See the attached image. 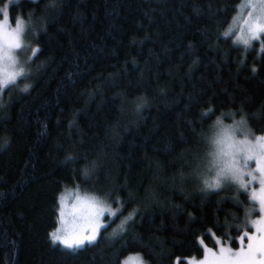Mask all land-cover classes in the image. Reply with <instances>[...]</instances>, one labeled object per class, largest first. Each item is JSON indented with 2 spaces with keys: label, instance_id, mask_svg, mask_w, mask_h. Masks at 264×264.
Masks as SVG:
<instances>
[{
  "label": "trees",
  "instance_id": "1",
  "mask_svg": "<svg viewBox=\"0 0 264 264\" xmlns=\"http://www.w3.org/2000/svg\"><path fill=\"white\" fill-rule=\"evenodd\" d=\"M248 7L9 5L12 23H25V46L38 51L14 85L0 86V264H123L135 254L176 264L203 256L198 240L238 248L237 228L259 204L216 176L214 153L222 125L243 122L250 137L264 135V36L239 38ZM75 188L123 211L107 216L95 243L68 249L51 234L60 196Z\"/></svg>",
  "mask_w": 264,
  "mask_h": 264
},
{
  "label": "snow or ice",
  "instance_id": "2",
  "mask_svg": "<svg viewBox=\"0 0 264 264\" xmlns=\"http://www.w3.org/2000/svg\"><path fill=\"white\" fill-rule=\"evenodd\" d=\"M14 2H18V0H14ZM4 16V23L7 25L8 16L7 13H2ZM247 23V21H244ZM24 30V24L22 20L16 21L15 29L10 33H0V38L5 40L7 45V49L4 51L3 56L7 61H10L12 64H15L14 57L12 55L13 50L22 49L23 45L21 43V33ZM250 37L249 39H243L242 43L244 45H248L250 40H259L261 36H264V24H253L249 27ZM231 35V33H229ZM38 51V50H37ZM35 55V53H33ZM24 74L23 69L21 68L19 72L9 73L5 70L4 80L2 81L5 87H11L15 84V81L18 76H22ZM217 123H220L219 121ZM243 123V122H241ZM241 134H243V130L241 129ZM256 143L253 144L248 139H243L239 141H235L233 143H228V147L230 149L235 148V153L228 152L226 155L232 156L233 159L228 162L225 168H222L218 175L225 176L227 178L228 174L231 175V178L235 181H238L241 188L247 189V185L244 184L243 181V172L242 170L236 166L235 155L238 153H245L246 161H256V170L261 174L259 180L260 186V195L257 196L255 192L252 193V199L259 200L261 207L259 209L253 208L248 214L247 218L244 221V224L237 228V231L240 234L237 238H233L232 242L237 243L238 250H233L230 246H225L224 243L219 239H215L213 241V246L216 248V251H213L211 248H208L207 245L204 244L203 240H198L197 244L200 247L202 252L210 253L211 259H209L208 255H204L203 259L200 261H196L195 258L192 259H184L182 262L177 261L176 264H264V259L258 260V256H264V216L259 220H252L251 214L252 212H256L259 214L260 212H264V137L255 138ZM233 137L229 134V129H224L220 138H218L215 143L223 144L228 141H232ZM259 146L260 153L259 156L254 152V149ZM249 176L252 174L249 172ZM252 179L255 180L256 177L252 176ZM210 187H220V181L217 179L215 185H209ZM90 209V217L88 220L87 227L91 229L90 235H84L83 229L81 233L77 236H69L62 237L58 234V232H53L51 234L52 239L54 241H61L65 246L69 248L80 247L85 244V242L92 244L97 240V235L101 228H107L110 224H101L100 218L105 216L107 213L108 216L113 218H118L120 214H122V209H117V211H112L111 209L100 207L97 203L92 202L88 205ZM61 217H63V212L61 213ZM128 219H132L131 216ZM114 222V220L112 221ZM65 223L62 220V224ZM232 227H236V225H232ZM247 229V230H245ZM213 234L211 232L208 233V237L212 238ZM247 241V243H245ZM140 258L130 257L125 264H137Z\"/></svg>",
  "mask_w": 264,
  "mask_h": 264
},
{
  "label": "rangeland",
  "instance_id": "3",
  "mask_svg": "<svg viewBox=\"0 0 264 264\" xmlns=\"http://www.w3.org/2000/svg\"><path fill=\"white\" fill-rule=\"evenodd\" d=\"M12 2H14V0H7L6 4H4V5L0 4V33H10L16 27V23H12L10 16H9V5ZM243 9L244 10L247 9V2L243 3ZM4 12H6L7 16H8L7 25H5L4 16L2 15V13H4ZM248 13L249 14L246 16L247 17V20H246L247 23H244L245 20H243L239 26L240 37H239V33H237V38L239 37L241 40L249 39V37H250V32H249L250 25L257 24V23L264 24V0H249ZM23 24H24V30L20 36L21 43H22L23 47H22V49L12 51V55H13L14 60L16 62L15 64H12L10 61H7L4 58L3 53L7 49V45L5 43V40L0 38V86H1L2 90L6 88L2 83V81L5 78L4 77L5 70L9 73H12V72H19L21 68L24 69L25 65L34 56L33 53H36V50H37L36 46H31V45L25 46L26 43L24 41V33H25V27L26 26H25L24 22H23ZM254 41H256V40H250V43H252ZM20 77L21 76L17 77L15 83L18 81V79ZM224 129H229V134L233 137V140L228 141V142L223 143V144L215 143V153L214 154L216 155V158H215L214 165H215V168H217V166H218V171L215 173L216 176H221V175H218L220 173L221 169L225 168L226 165L228 164V162L233 159L232 156L225 154L228 152L235 153V148L230 149L228 147V143H233L235 141L243 140L246 138L249 141H251L253 144H255L256 143L255 138L264 137V135L256 136V137H253V136L250 137L249 136L250 132L248 131V129L242 123H236L234 125L233 124L232 125H222L220 127V129L218 130L219 133L216 135L215 141L218 138H220L222 131ZM241 129L243 130V134H241ZM254 152L257 154V156H259V153H260L259 146H257L254 149ZM234 158L236 161V166L239 167L244 174L243 175V181H244V184L247 185V189H245V190H247L250 193L251 197H252L253 192H255L257 194V196H259L260 195L259 180H260L261 174L256 170V167H257L256 161H246L245 160V153H238L235 155ZM249 172L252 174V176L256 177L255 180L252 179V176L248 175ZM227 178H230L231 181L233 180L231 178L230 174H228ZM233 181L239 184L238 181H235V180H233ZM59 200H60L59 223H58L57 230L55 232H58V234L61 235L62 237H69L70 235L71 236H77L81 233L82 229H83L84 235H90L91 234V229L87 227V223H88V220L91 219L90 209H89L88 205L91 204L92 202L97 203L100 207H104V208H108V209L113 210L108 205V203L101 201L99 198H97L94 195H91L85 191H82L80 188L71 189V190L63 193L60 196ZM255 202H257L259 204V208H260L261 205H260L259 200L257 199V200H255ZM62 212H63V217H61ZM107 216H108L107 213H105V216L100 218L101 224H107L108 223L109 219H107ZM262 216H264V212H260L259 219H261ZM110 218H112V217H110ZM259 219H256V220H259ZM62 220L65 223L62 224ZM101 230H102V228L99 230V233L97 235V239L99 237ZM54 242L60 244L64 248H68V249H77V248H81V247H84L85 245L89 244V243L85 242V244L80 246V247L69 248V247L65 246L61 241H54ZM225 246H227V245H225ZM208 248H210V247H208ZM211 249L213 251H216V248H211ZM233 250H238V248L233 249ZM204 255H208L209 259H211L210 253L204 252L203 256ZM137 256L140 258V260L137 261V264H146V262L143 260L141 255H138V254L130 255L129 257H127V259H125V261H127L130 257H137ZM203 256L201 258H195V260L200 261L201 259H203ZM257 259L258 260L264 259V256H258ZM125 261L123 264H125Z\"/></svg>",
  "mask_w": 264,
  "mask_h": 264
},
{
  "label": "bare ground",
  "instance_id": "4",
  "mask_svg": "<svg viewBox=\"0 0 264 264\" xmlns=\"http://www.w3.org/2000/svg\"><path fill=\"white\" fill-rule=\"evenodd\" d=\"M71 193V192H70Z\"/></svg>",
  "mask_w": 264,
  "mask_h": 264
}]
</instances>
